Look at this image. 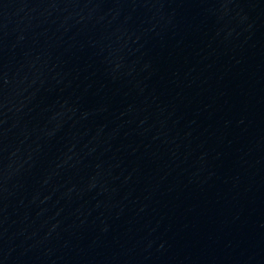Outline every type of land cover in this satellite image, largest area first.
Here are the masks:
<instances>
[{
	"label": "water",
	"instance_id": "water-1",
	"mask_svg": "<svg viewBox=\"0 0 264 264\" xmlns=\"http://www.w3.org/2000/svg\"><path fill=\"white\" fill-rule=\"evenodd\" d=\"M0 163L175 264H264V0H0Z\"/></svg>",
	"mask_w": 264,
	"mask_h": 264
}]
</instances>
